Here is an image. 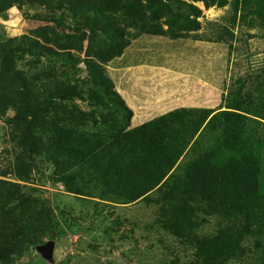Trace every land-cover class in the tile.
<instances>
[{
  "label": "trees",
  "instance_id": "1",
  "mask_svg": "<svg viewBox=\"0 0 264 264\" xmlns=\"http://www.w3.org/2000/svg\"><path fill=\"white\" fill-rule=\"evenodd\" d=\"M23 1L0 0V13ZM29 1L48 6L53 2ZM148 1L153 11L167 10L168 28L159 27L161 34L177 37L178 31L200 28L198 7L185 3L186 12L181 7L175 12V0H170L172 4ZM201 1L207 6L228 3ZM57 6L81 19L90 33L69 35L66 48L55 38L52 45L60 49L38 43L36 52L50 63L43 78L17 72L7 58L8 49L1 47L0 112L12 109L15 126L24 137L32 144L38 140L48 145L40 154L56 166L59 182L70 192L83 194L88 189L97 198L122 204L146 195L158 207L161 226L191 244L203 264H221L238 256L249 236L264 241V79L250 86L246 80L239 81L227 95L228 109L212 116L205 109L183 107L131 128L133 111L104 68L123 52L126 30L100 15L109 16L114 6L132 8L134 4L127 0H57ZM234 6L241 20L251 18V27L259 25L264 31V0H234ZM133 18L136 27L139 19ZM147 20L143 26L151 25ZM69 49L86 52V58H77ZM59 62L64 69L55 74L54 65ZM82 63L85 75L76 73ZM83 93L89 104L101 110L99 117L69 105L75 96L83 100ZM60 101L65 106L49 118ZM90 120L98 124L95 129L88 127ZM36 192L28 185L0 179L3 264L40 245L47 229L58 226L55 211ZM201 214L218 216L225 225L213 236H202L198 233Z\"/></svg>",
  "mask_w": 264,
  "mask_h": 264
},
{
  "label": "rangeland",
  "instance_id": "2",
  "mask_svg": "<svg viewBox=\"0 0 264 264\" xmlns=\"http://www.w3.org/2000/svg\"><path fill=\"white\" fill-rule=\"evenodd\" d=\"M159 1L172 4L170 0ZM175 1V12L177 7L186 12L185 3L201 10L199 29L178 31L177 37L161 34L159 27L168 28L164 17L167 10L153 11L148 0H127L134 4L132 8L114 6L110 11L106 7L111 12L109 16L100 15L102 20L119 23L126 30L123 52L106 62L104 68L133 111L131 128L183 107L205 109L212 116L228 109L227 95L239 81L246 80L250 86L253 81L264 79V31L259 25L251 27V18L240 19L241 12L235 10L234 0H228L224 6H207L201 0ZM14 6L17 13L10 11ZM141 16L151 25L143 26L145 19L141 21ZM133 17L139 19L136 27L131 23ZM16 19L19 23L12 25L10 22ZM86 33L90 32L81 19L69 10L59 9L57 0L50 6L29 0L15 2L0 13V48L8 49L7 58L15 64L16 71H24L28 76L36 74L43 78L50 66L47 57L36 52L38 43L60 49L52 45L55 38L66 48L69 35ZM69 50L79 59L86 58V52ZM3 58L1 52L0 66ZM54 66L55 74L64 69L61 62ZM76 73L85 75L83 63ZM81 96L85 98L75 96L68 101L69 105L76 104L99 117L101 110L89 104L86 93ZM60 102L49 118L65 106L64 101ZM14 121L12 109L0 112V179L37 191L47 207L49 204L55 211L58 226L55 230L47 229L40 245L32 246L10 264H203L191 244L161 226L158 207L147 201L146 195L122 204L97 198L88 189L83 194L68 191L59 182L56 166L40 154L48 145L38 140L32 144ZM97 126L94 121L88 122L91 129ZM74 172L78 173L76 169ZM200 222L198 233L202 236H213L225 225L220 217L204 214L200 215ZM49 240L56 242L52 260L40 250ZM240 252L221 264H264V241L258 236L247 237Z\"/></svg>",
  "mask_w": 264,
  "mask_h": 264
},
{
  "label": "water",
  "instance_id": "3",
  "mask_svg": "<svg viewBox=\"0 0 264 264\" xmlns=\"http://www.w3.org/2000/svg\"><path fill=\"white\" fill-rule=\"evenodd\" d=\"M55 246L56 242L54 240H49L45 244L40 246V250L47 259L52 260L54 256Z\"/></svg>",
  "mask_w": 264,
  "mask_h": 264
},
{
  "label": "clouds",
  "instance_id": "4",
  "mask_svg": "<svg viewBox=\"0 0 264 264\" xmlns=\"http://www.w3.org/2000/svg\"><path fill=\"white\" fill-rule=\"evenodd\" d=\"M10 11H11L12 13H17V8L14 6L12 9H10ZM10 23H11L12 25H15V24L19 23V19L12 20ZM12 34L15 35V33H12Z\"/></svg>",
  "mask_w": 264,
  "mask_h": 264
}]
</instances>
